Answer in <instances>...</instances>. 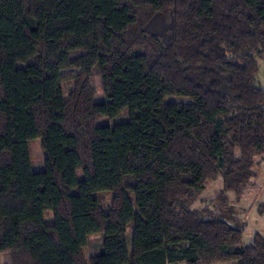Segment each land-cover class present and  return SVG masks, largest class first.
<instances>
[{"label": "trees", "instance_id": "obj_1", "mask_svg": "<svg viewBox=\"0 0 264 264\" xmlns=\"http://www.w3.org/2000/svg\"><path fill=\"white\" fill-rule=\"evenodd\" d=\"M260 59L264 0H0V253L9 264H264L263 233L245 245L244 226L195 205L212 180L223 206L256 177ZM126 108L127 121L97 124ZM95 233L104 249L87 259Z\"/></svg>", "mask_w": 264, "mask_h": 264}, {"label": "rangeland", "instance_id": "obj_2", "mask_svg": "<svg viewBox=\"0 0 264 264\" xmlns=\"http://www.w3.org/2000/svg\"><path fill=\"white\" fill-rule=\"evenodd\" d=\"M260 81L264 86V60H260ZM72 70H66L63 73L69 74ZM93 85L95 87V101L104 102L106 95L102 86V80L99 75L93 78ZM63 88L68 93L74 86V81L67 78L62 83ZM185 101L188 98H183ZM167 100H181L177 96H168ZM131 117V110L129 108L124 109L115 117H102L98 120V125L110 124L113 125L117 122L127 121ZM30 151L33 158L36 170L44 168V153L40 144V139L35 138L30 141ZM42 164V168L40 167ZM257 172L256 177L252 179V183L247 187V191L242 197H236L233 192L229 194L228 203L220 206L218 201L219 194L222 190V179L212 180L205 189L201 190L195 203L198 207H208L214 212H218L220 209L223 211L224 219L229 221L233 225L244 226V244L247 245L252 241V237L256 231L264 234V154L256 157V163L254 167ZM102 199V205L105 210H108L111 206L113 193L110 190L100 191L97 193ZM262 210V213H261ZM220 212V211H219ZM47 222L53 221V212L46 211ZM130 240V235H128ZM103 233L91 234L88 237L86 246L83 247V253L87 259L93 254H99L103 251ZM9 253H0V264H9ZM233 262H221L216 264H232ZM185 264V263H178Z\"/></svg>", "mask_w": 264, "mask_h": 264}, {"label": "crops", "instance_id": "obj_3", "mask_svg": "<svg viewBox=\"0 0 264 264\" xmlns=\"http://www.w3.org/2000/svg\"><path fill=\"white\" fill-rule=\"evenodd\" d=\"M260 60H261V59H260ZM260 60H259V63H260ZM263 60H264V59H263ZM260 70H261V63H260ZM260 70H259V80H260V75H261V74H260V73H261ZM260 82L262 83V81H260ZM261 86H262V85H261ZM262 88H264V86H262Z\"/></svg>", "mask_w": 264, "mask_h": 264}]
</instances>
